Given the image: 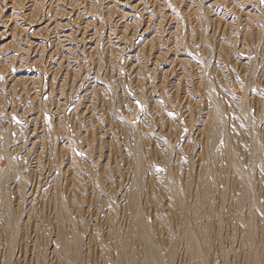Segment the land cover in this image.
Here are the masks:
<instances>
[{
    "label": "rangeland",
    "instance_id": "obj_1",
    "mask_svg": "<svg viewBox=\"0 0 264 264\" xmlns=\"http://www.w3.org/2000/svg\"><path fill=\"white\" fill-rule=\"evenodd\" d=\"M0 264H264V0H0Z\"/></svg>",
    "mask_w": 264,
    "mask_h": 264
}]
</instances>
